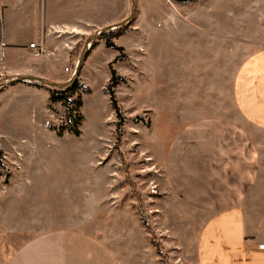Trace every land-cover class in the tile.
Instances as JSON below:
<instances>
[{"label": "rangeland", "instance_id": "rangeland-1", "mask_svg": "<svg viewBox=\"0 0 264 264\" xmlns=\"http://www.w3.org/2000/svg\"><path fill=\"white\" fill-rule=\"evenodd\" d=\"M123 1L128 8L121 15ZM154 1L160 5L157 12L178 16L171 26L163 20L167 27L176 28L171 39L162 30L146 27L144 11ZM162 1L168 9L161 6V0H133L134 18L125 32L139 31L143 36L134 46L127 36L119 40L128 49L126 61L115 64L124 76L115 89L124 117L119 139L117 118L105 89L107 62L117 51L98 46L86 54L75 80L80 88L73 98L82 100L80 135L65 131L57 138L50 131L49 144H36L39 150L44 148L43 168L49 173L48 179L45 173L44 196L30 199L32 206L48 207L44 210L51 228H78L114 242L128 264H196L194 240L199 222L196 216L186 219L170 198L164 172L167 143L188 121L206 116L234 119L235 73L252 54L264 49V0ZM98 4L103 16L95 18L94 28L76 41L71 49L76 48L75 56L71 58L69 52L63 82L74 73L86 38L95 35V40L101 29L127 18L132 6L131 0H98ZM169 41L172 48H168ZM15 76L0 72V90L17 83L12 81ZM51 107L54 121L65 125V108L60 103ZM9 152L5 145L0 148V187L23 168L21 160L12 159L9 165L1 160ZM43 168L39 163L35 171ZM26 174L31 181V169Z\"/></svg>", "mask_w": 264, "mask_h": 264}, {"label": "crops", "instance_id": "crops-1", "mask_svg": "<svg viewBox=\"0 0 264 264\" xmlns=\"http://www.w3.org/2000/svg\"><path fill=\"white\" fill-rule=\"evenodd\" d=\"M150 3L144 11L146 27L162 30L171 39L176 28L163 20L171 26L178 16L161 14L160 5ZM161 6L168 9L166 3ZM123 7L121 15L128 8L126 1ZM101 8L98 0H0V72L63 82L69 52L94 28V19L103 16ZM131 31L115 39L125 54L128 49L119 40L127 36L134 46L143 36ZM31 43L41 48V55H34ZM232 97L237 117L206 116L180 125L164 154L170 198L186 219L196 216L199 222L196 264H264V49L240 64ZM51 108L48 93L29 82L0 90V144L10 151L1 160L24 163L0 187V264H128L114 242L78 228H51L44 210L48 207L31 204L34 197L44 196L45 173L48 179L44 148L36 144H49L50 131L56 136ZM38 162L41 172L35 171ZM30 169L31 181L24 175Z\"/></svg>", "mask_w": 264, "mask_h": 264}, {"label": "trees", "instance_id": "trees-1", "mask_svg": "<svg viewBox=\"0 0 264 264\" xmlns=\"http://www.w3.org/2000/svg\"><path fill=\"white\" fill-rule=\"evenodd\" d=\"M129 24L130 22H127L123 26L116 27L106 32H102L98 34V37L91 42L87 52L90 53L91 50H93L95 47L99 45L100 41H103V45L106 48H112L115 51H117V55L115 56V58H113V60L110 61L108 64L110 76L105 87L106 92L109 95L110 106L113 109L115 116L117 118V125H116L117 139H119L120 137L119 131L124 121V117L120 111L119 105L117 104L115 89L121 82L124 81V77L117 72V70L114 67V64L118 61H123L124 59H126L127 56L123 48L115 44L114 40L120 37L125 32ZM76 52L77 50L75 48L74 50L71 51L70 57L72 58L73 56H75ZM29 84L45 90L49 95V100L51 104L60 103L65 108L64 120L66 121V124L59 125L58 127L54 128L56 136L61 137L65 131L73 134L74 136H79L80 135L79 126L83 120V117L79 111V109L82 106V100L80 96L73 98V94H75V92L80 88L78 82L75 81L72 85L60 89L50 88L38 82H29ZM157 245L158 244L156 243V246Z\"/></svg>", "mask_w": 264, "mask_h": 264}, {"label": "water", "instance_id": "water-1", "mask_svg": "<svg viewBox=\"0 0 264 264\" xmlns=\"http://www.w3.org/2000/svg\"><path fill=\"white\" fill-rule=\"evenodd\" d=\"M132 3H133V0H132ZM133 13H134V7L132 6L131 7V11H130V14L129 16H127V18L121 20L120 22L114 24L113 26H108V27H105L103 29H101L98 34L102 33V32H106L108 30H111L113 28H116V27H120V26H123L125 23L131 21L132 17H133ZM95 38V35H92L88 38H86V41H85V45H84V48L80 54V57L78 59V62L76 64V67H75V70H74V73L72 74L71 78L65 82H51L45 78H42V77H37V76H29V75H16L15 78L12 80V81H16V82H22V81H26V82H38L40 84H43V85H46L50 88H64V87H68L70 85H72L75 80L78 78V74H79V70L82 66V63L86 57V54H87V51L89 49V46L88 44L92 42V40ZM3 86V84L0 83V88Z\"/></svg>", "mask_w": 264, "mask_h": 264}, {"label": "built area", "instance_id": "built-area-1", "mask_svg": "<svg viewBox=\"0 0 264 264\" xmlns=\"http://www.w3.org/2000/svg\"><path fill=\"white\" fill-rule=\"evenodd\" d=\"M30 47H36L33 43H31L30 44ZM41 53H42V50H41V48L40 47H36V50H35V52H34V55L35 56H39V55H41ZM65 71H68V68H65Z\"/></svg>", "mask_w": 264, "mask_h": 264}]
</instances>
